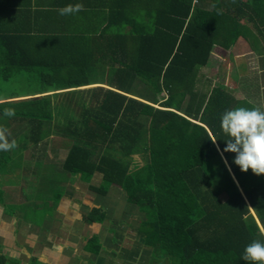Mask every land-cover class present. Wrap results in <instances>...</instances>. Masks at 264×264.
<instances>
[{"label": "trees", "instance_id": "16d2710c", "mask_svg": "<svg viewBox=\"0 0 264 264\" xmlns=\"http://www.w3.org/2000/svg\"><path fill=\"white\" fill-rule=\"evenodd\" d=\"M13 1L0 0V85L28 74L38 89L0 98V111H14L0 121L31 124L28 135L37 142L53 119L52 95L96 84L83 117L65 132L75 140L66 173L86 182L100 176L102 184L91 188L97 195L113 185L125 193L145 214L143 244L169 257L166 264H249L244 247L264 243V174L241 171L235 153L224 151L220 117L237 107L222 86L206 88L207 67L215 50L233 46L243 22L264 27V0H90L77 13L83 22L74 37L57 22L36 20L29 28L26 13L23 21L14 13L10 19ZM65 1L62 7L73 3ZM96 23L104 25L100 32ZM100 69L108 79L91 80ZM132 150L148 155L135 171L136 160L124 157ZM98 152L113 153L95 160ZM96 215L102 224L104 214Z\"/></svg>", "mask_w": 264, "mask_h": 264}, {"label": "crops", "instance_id": "0c3cea01", "mask_svg": "<svg viewBox=\"0 0 264 264\" xmlns=\"http://www.w3.org/2000/svg\"><path fill=\"white\" fill-rule=\"evenodd\" d=\"M56 1L14 0L12 4H15L16 7L10 12V19L14 20L12 18V14L14 13L18 15L17 18L23 21L24 14L26 13V23L31 24L29 28H33L36 20L44 21V23L57 22L54 24L59 32L63 29L67 37H74L77 33V27L83 21L77 22V13L74 16H68V18L59 14V9L62 8L64 2H66L65 0H59L54 8L47 13V10ZM89 1L72 0L73 4L79 2L83 4V7L93 4ZM107 1L105 0V4H107ZM81 17L84 20L82 15ZM66 22L67 24L69 23L67 26L65 25ZM255 22L253 20L243 22L244 24L239 30L241 36L230 48H234V54L231 58L235 61L236 66L231 70L233 78L228 79L229 82H232V86H229V89L225 90L234 97L236 107H258L264 111V59L254 61L253 58L257 55H260V58H264V27L259 26V23L256 24ZM62 23H64L63 26L61 25ZM87 23L84 22L85 26ZM93 28L96 29L95 32H100L104 28V25L96 23V26ZM247 29H249V32ZM256 32H263L261 33L262 36H253L257 39V42L252 37H247L251 33L256 34ZM240 38H243L244 45L239 42ZM246 45L248 49H246ZM224 50L222 52L223 50L221 49L222 55H231V51ZM240 57L245 58L244 63L237 61ZM238 68L241 72H239ZM99 85L110 89L106 85ZM92 86L94 87L96 84ZM70 90H61L57 91V93H66V91L70 92ZM48 94H53V92ZM48 94H45V96ZM40 96L23 97L24 99L13 101L33 99ZM16 123L14 124L16 125ZM17 130L19 129L16 125L13 131L16 132ZM41 140L38 139L37 143L31 139L33 145L31 144L27 147V151H31V149L38 151L41 149V152H62L64 154V163L69 153L68 150L60 148L59 145L61 144H57L56 139L53 140L56 142L50 145L48 144L50 140L46 141L45 146L43 140ZM10 157L11 155L9 154L8 158ZM47 158L44 159L47 161L51 160ZM1 162L0 160V264H151L153 249L146 246L145 243L143 244L145 235L142 238L140 234L142 232L141 221H145V214L136 205H132L130 206L132 207L131 212L123 216V223H117L113 220V215L116 214L115 208L117 207L114 205L116 197L112 194L114 191L116 193L118 190L121 191L117 186H111L108 194L105 196L97 195L91 190L92 186L99 187L102 184L100 178L96 180V175L93 176V181L86 182L82 179L81 175L78 177H74L72 174L68 175L64 167L60 168L57 166L59 163H54L43 166L40 171H32L30 173H40V176H38L42 178H44L43 175H46L45 173H55L54 175H57L58 178L59 175L65 176L64 181L55 184V186L60 184L65 185L64 195L60 193H56V195L52 194L49 182L43 186L37 185L38 191L33 193L27 192L26 188L29 189V186H25L26 188L23 186L22 188H25L26 195H21L18 200H14L12 196L3 198L1 197V185L4 181L6 182L5 186L11 184L7 183V177L5 178L4 175L9 174L10 171H15V168L8 165L12 164L10 163L12 162L11 159L5 162L6 167L2 166ZM14 165L16 166V164ZM20 173H24V171L22 170ZM17 178L24 184L22 175ZM122 194L127 197L125 193ZM49 199H52L49 206L52 210L47 208L42 210L39 217H35L37 212L25 207V205H43L46 204L43 200ZM86 201H92L94 207H101L106 211L102 224L87 223L85 221V218L89 217L93 210L91 207L85 205ZM134 210L139 215H144V218L139 217V215L137 216ZM131 219L135 223H131ZM127 222H130L129 226H126ZM93 226L98 227L95 232ZM111 227L116 231L118 242H114L113 235L108 232V229H111ZM99 229L100 237L97 243H100V248L90 249L88 247L90 239L99 232ZM130 234H135V241L129 240Z\"/></svg>", "mask_w": 264, "mask_h": 264}, {"label": "rangeland", "instance_id": "374dc122", "mask_svg": "<svg viewBox=\"0 0 264 264\" xmlns=\"http://www.w3.org/2000/svg\"><path fill=\"white\" fill-rule=\"evenodd\" d=\"M113 10H115V9L113 8ZM16 18L17 17H15L14 19H16ZM233 19L236 20V17L233 16ZM263 32H256V34L251 33L247 37H252L253 40L255 42H257V39L253 36L254 35L262 36L261 33H263ZM243 34H245V33H243ZM242 40H243V38H240L239 42H241L244 45L245 42H243ZM221 49L223 51H225L223 48L220 47V49L215 50L214 53L211 54L210 62H209L208 67H207L208 68V75H207L208 83H207L206 88L210 89L211 86H222L224 89H229L228 87L232 86V82H229L228 79L233 78L231 76V70L233 67L236 66L235 61H233L231 58L234 54V48L227 49L226 51H228V52L231 51V55L225 56V57L222 56ZM246 49H248L247 45H246ZM253 58H254V61L264 59V58H260V55H257ZM237 61H239L240 63H244L245 58L240 57L237 59ZM237 61H236V63H238ZM238 70H239V68H238ZM239 72H241V70H239ZM108 74H109V72H106L104 69H100L98 75L92 76L91 80L97 81V80L101 79L102 81H106L108 79ZM29 78H31V77L28 74H25V75H19L18 77H13V79L6 81L5 83L2 82V84L0 85V89H1L0 90V98H10V97H14V96H23V95H27V94L36 93L38 88L33 87V86H29V84L27 83V79H29ZM98 87H100V85H98ZM92 88H93V86H84L81 88L71 89L70 92L66 91V93H60L58 95H52L51 96V103H52V108H53V119L51 121L49 120V121H46L45 123H43L42 128L44 130V134H43L42 140L44 142V146H45L46 141L50 140V141H48V144L50 145V144L56 142V141H53L56 139L57 144H61V145H59L60 148H64L66 151L67 150L69 151L70 146L73 145L75 140H73L65 132H66L67 128H70V125L72 123L77 125V123L75 121L79 120L81 118V116L83 117V114L85 112L84 106H89V105H85V104H89L90 101H93V97L91 96V93L87 91V90L92 89ZM135 88L137 89V93H139L140 91H143L145 86L141 84L140 88L138 86L139 89L137 88V86ZM162 95L163 94L158 95L159 100L162 97ZM36 96H38V95H36ZM149 96H150V92H149ZM29 97H34V96H29ZM29 97H26V98H29ZM24 98H19V99H24ZM155 107L159 108L157 106V104L155 105ZM14 123H16V121L12 122L10 119H8V120L5 119V120L0 121V132L4 133L5 138L9 142H11V138H14V141L16 142L15 148L3 152L0 156V160L3 163H5L7 160L11 159L12 162H10V163H12V164H8V165L10 167L15 168V171H10L9 174L4 175L5 178L7 177V183H11V184H8L9 186H5L6 182L5 181L3 182V184L1 185V189H2L1 197L9 198L12 196L14 200H18V198L21 195H26V192H25L26 187L25 186H29V189L26 188L27 192L33 193L35 191H38V188L36 187L37 185L43 186V185L48 184L49 182L51 185L49 187L52 188V190H50V188H49V190L52 194L56 195V193H60V194L64 195V193H65L64 186L65 185L60 184L58 186H55V184L57 182L64 181L65 176L59 175V178H58L57 175H54L55 173H45L46 175L42 174L44 177V178H42V177H39L40 173H37V172L36 173H30L32 171H40V169L43 168V166L54 164V163L55 164L59 163V164H57V166L60 168H63L64 154L62 152H41L40 151L41 149L38 151L37 150L33 151V149H31V151L30 150L27 151V147H29L31 144L33 145V142L31 141L32 137H29V135H28L29 130L31 133V129L29 128L31 126V124L26 125V126H21L20 129L15 132V131H13V128L16 126ZM71 127H74V126H71ZM39 148H41V147L39 146ZM0 151L2 152V150H0ZM24 151H26V152H24ZM130 152H132V153H130L129 156H127V157L124 155L123 156L126 158L127 162H128V159H130V158L132 160H134V159L136 160V161H133L131 164L132 171H135V168H138V166H141V164L144 163L143 160H147L148 155L146 152H142L140 150H132ZM108 153L112 154L113 152H98L97 155L94 156V159L96 160L98 158L97 157L98 154L104 155V154H108ZM7 154H8V157H9V154L11 155V157L8 158ZM45 154H46V156H45ZM46 157L50 158L51 160H49L48 158L47 159L49 161L45 160L44 158H46ZM14 164H16V166ZM19 169H20V171H19ZM22 170L24 171V173H20V172H22ZM20 175H22V177H23L22 179L24 181V184L21 181H19L17 178V177H20ZM73 176L78 177L79 175H73ZM99 177L96 176V180L99 179ZM40 178H42V179H40ZM48 178H50V179L48 181H46ZM76 179H78V178H76ZM8 181H10V182H8ZM91 181H93V178H91L87 182H91ZM152 185H153V183H152ZM23 186L25 188H22ZM112 195H114L116 197L114 205L117 207V208H115L116 214L113 215V220L116 221L117 223L118 222L123 223V221H122L123 216H125L126 214L131 212L132 207H130V206H132V205H130V202L127 201L126 197L124 196V194L121 193V191L118 190L117 193L114 191ZM35 201H38V200H35ZM43 201L46 202V204L36 205V206L25 205V207H28L29 210H33V211L37 212L35 214V217H39V216H41L42 210H44L46 208L49 210H52V208L49 207L50 203L52 202V199L43 200ZM39 202H42V201H39ZM85 205L89 206L93 209V213L90 214L89 217L85 218V221H87V223L97 222L96 213H101V214H104L106 216V211H104V209L101 207H99V208L94 207V203L92 201H86ZM134 211L138 216L139 214L137 213V211L136 210H134ZM117 212H119L120 214ZM120 215H121V217H120ZM139 217L144 218V215H139ZM143 218H142V220H143ZM133 219H131V223H135V221ZM149 219H151L150 216H149ZM129 225H130V222H127L126 226H129ZM141 226H142V231L146 232L148 230L145 223L142 221H141ZM97 228L98 227L93 228L94 232ZM108 232L113 235L114 242H118L116 239V231L112 227H111V229H108ZM99 233H100V229H99V232L96 234L97 236L92 235L94 238L90 239L91 241H90V244L88 246L90 249H99L100 243H97L98 239L100 237ZM135 237H136L135 234H132V235L130 234L129 240L135 241L136 240ZM168 258L169 257H167L166 255H163V253L157 249V250H155V253L153 256V259H154L153 261H157V262L166 264L165 260ZM5 260L7 261L6 258H5Z\"/></svg>", "mask_w": 264, "mask_h": 264}, {"label": "clouds", "instance_id": "9594fccd", "mask_svg": "<svg viewBox=\"0 0 264 264\" xmlns=\"http://www.w3.org/2000/svg\"><path fill=\"white\" fill-rule=\"evenodd\" d=\"M82 9V3H69L59 9V14L74 15ZM0 115L11 117L14 111L5 108L0 111ZM220 129L227 137L224 139V151L235 153L233 163L243 172L251 169L254 174H264V111L258 107L225 110L220 117ZM15 147L16 142H9L4 133L0 132V150L8 151ZM252 214L256 216L254 211ZM241 259L249 264H264V243L254 240L247 244Z\"/></svg>", "mask_w": 264, "mask_h": 264}, {"label": "water", "instance_id": "95a60500", "mask_svg": "<svg viewBox=\"0 0 264 264\" xmlns=\"http://www.w3.org/2000/svg\"><path fill=\"white\" fill-rule=\"evenodd\" d=\"M38 98V97H37ZM33 99H36V97L35 98H33Z\"/></svg>", "mask_w": 264, "mask_h": 264}]
</instances>
